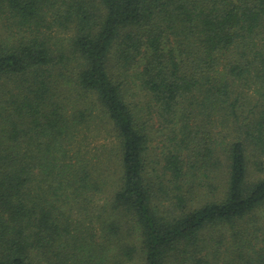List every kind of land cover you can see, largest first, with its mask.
Returning a JSON list of instances; mask_svg holds the SVG:
<instances>
[{
  "label": "trees",
  "instance_id": "obj_1",
  "mask_svg": "<svg viewBox=\"0 0 264 264\" xmlns=\"http://www.w3.org/2000/svg\"><path fill=\"white\" fill-rule=\"evenodd\" d=\"M0 264H264V0H0Z\"/></svg>",
  "mask_w": 264,
  "mask_h": 264
},
{
  "label": "rangeland",
  "instance_id": "obj_2",
  "mask_svg": "<svg viewBox=\"0 0 264 264\" xmlns=\"http://www.w3.org/2000/svg\"><path fill=\"white\" fill-rule=\"evenodd\" d=\"M132 91L133 92H136L138 94V96H136L135 94H133V95H134V98L136 100H139L140 99L139 96H141L139 90L136 89V88H134V89H132ZM101 130H102V133L101 134H103L102 136L106 137V139H102V138L94 139L91 142L90 147L99 146V148H101V149H103V148H109V149L111 148L112 149V147L114 146V143H115V140H114L113 136L107 135L105 133V130L104 129H101ZM114 153H113V155H114Z\"/></svg>",
  "mask_w": 264,
  "mask_h": 264
}]
</instances>
